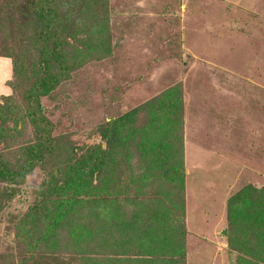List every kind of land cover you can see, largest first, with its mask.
Instances as JSON below:
<instances>
[{"label":"rangeland","instance_id":"1","mask_svg":"<svg viewBox=\"0 0 264 264\" xmlns=\"http://www.w3.org/2000/svg\"><path fill=\"white\" fill-rule=\"evenodd\" d=\"M3 1L0 22L15 25L11 44L35 71L36 36L18 29L25 22L22 0ZM106 2L103 56L61 82L55 101L40 98L54 137L67 136L85 150L101 144L107 154L100 173L91 171L93 155L79 149L76 155L79 165L88 167L81 166L78 180L82 214L95 221L103 239L91 244L78 236L67 249L51 234L35 243L39 255L31 259L36 257L34 264L165 263L171 256L151 248L160 244L157 218L166 219L171 210L182 214L185 264H231L224 234L228 197L248 185L264 186V0ZM57 6L62 35L79 47L87 33L76 41L67 32L87 20L81 8L96 4L58 0ZM13 78L10 59L0 55V104L15 93L5 83ZM172 91L175 108L167 106ZM17 98L21 121L2 126L0 153L9 164L21 161L34 137L25 104ZM104 120H115L120 132L110 146L99 129ZM120 153L127 154L129 178L111 187ZM51 186L40 170L33 171L0 205V254L14 258L16 232L24 222L34 226L29 219L42 203L53 214L48 229L70 222V213L54 215L57 208L49 200L58 192Z\"/></svg>","mask_w":264,"mask_h":264},{"label":"trees","instance_id":"2","mask_svg":"<svg viewBox=\"0 0 264 264\" xmlns=\"http://www.w3.org/2000/svg\"><path fill=\"white\" fill-rule=\"evenodd\" d=\"M92 1L96 6L81 8L87 20L83 18L80 22H76L74 28L67 32L76 41H79L76 37L78 34L87 33V39L80 41L78 47L71 45L62 35L60 26L62 18L57 6L58 0H22L26 9L23 15L25 22L18 29L24 27L36 36L35 45L38 53L34 62L38 67L35 71L30 63L27 66V62H24L22 52L20 53L11 44V28L15 29V25L8 26L6 22H0V55L10 59L14 76L5 83L15 92L13 95L3 96L10 101L0 104V145L4 138L2 126L9 120H14L15 124L21 121V112L17 110L20 108L14 100L17 96V99L25 104V116L33 125L34 136L33 142L23 148L19 163L9 164L0 153V182L3 185L0 191V205L15 195L18 186L24 182L26 176L40 170L52 185L51 187L58 192V198L49 200L57 208L54 215L62 216L67 213L72 215L68 224L59 230L51 231L48 229L52 224L51 211L48 212L47 206L43 203L41 206L34 207L35 216L29 219L34 226L31 227L25 222L21 224V228L15 234L14 258L10 252L7 255L1 253L2 264H14L16 260L34 264L36 257L31 258L39 255L34 250L35 243H39L42 237L49 238L51 234L54 235L58 244L60 242L58 237H60L62 240L60 245L67 249L69 242L72 247L74 246L78 236L83 237L86 242L92 239L91 244H99L98 242L103 239L102 236L97 235L99 227L94 223L95 221H91L88 215L82 214L84 204L81 199V188L83 186L78 183V180L81 181L79 177L81 166L84 170H88V167L80 166L76 155L78 149L93 155L97 162L91 171L98 170L100 173L101 168L105 169L107 154L102 150L101 144L85 150L84 146L76 147L67 136L54 137L53 123L45 116L44 108L40 103L41 97L55 101L59 94L55 91L61 82L69 79L71 73L86 61L97 60L103 56L102 37L107 32L109 17L106 10L107 2L106 0ZM0 2L1 12L5 10L6 3L2 0ZM169 95L171 96L167 106L177 107L176 93L172 91ZM116 128L115 120H104L100 126V133L107 146H110L119 136L120 132ZM124 154H118L117 162L114 161L115 164L119 162L121 164L118 165L120 168L118 166L115 168L111 187L119 184L118 180L121 182L129 178L130 167ZM175 177H179V172H176ZM121 178L123 180H120ZM123 186L126 187V183ZM168 213L167 220H162V217L157 218L158 225L155 233L161 235L160 244L154 245L151 251L167 255V257L171 256L162 264H185L182 214L172 213L171 210ZM105 234L107 237L110 236ZM110 234H112L111 227ZM224 234L227 236L229 252L233 256L231 264H264V186L248 185L228 197L227 225ZM30 244L33 246H31L32 249ZM172 255L176 256L172 258Z\"/></svg>","mask_w":264,"mask_h":264}]
</instances>
